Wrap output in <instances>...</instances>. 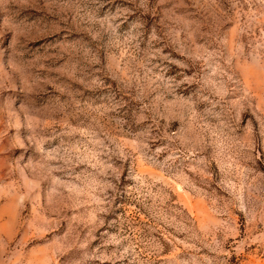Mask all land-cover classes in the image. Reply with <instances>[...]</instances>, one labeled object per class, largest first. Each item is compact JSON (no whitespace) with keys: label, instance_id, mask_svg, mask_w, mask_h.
<instances>
[{"label":"clouds","instance_id":"1","mask_svg":"<svg viewBox=\"0 0 264 264\" xmlns=\"http://www.w3.org/2000/svg\"><path fill=\"white\" fill-rule=\"evenodd\" d=\"M0 188V264H206L264 226V0H0Z\"/></svg>","mask_w":264,"mask_h":264},{"label":"rangeland","instance_id":"2","mask_svg":"<svg viewBox=\"0 0 264 264\" xmlns=\"http://www.w3.org/2000/svg\"><path fill=\"white\" fill-rule=\"evenodd\" d=\"M175 189L177 193H181L179 199L193 216L200 218V214L205 217L210 215V210L206 201H201L199 209H196V204L193 202L191 193L186 190L182 191L178 183L175 185ZM7 191L6 188H0V198L5 196ZM173 199H176V197H173ZM117 203L123 204L124 201L117 200ZM123 211V208L117 209L118 213H122ZM143 215V210H141L140 217H143ZM241 220L242 217L237 215V226L230 235H226L222 230L217 231L215 244L217 251L215 253L210 255L207 249H201L200 253L197 255L204 256L206 258V264H212L213 256L216 257L217 264H220V262H222V264H264V236L258 235V233L264 231V226L257 223L255 229H253L249 235L248 230L241 224ZM101 231H103V229H101ZM109 231L113 230L109 229ZM47 235L51 237V233ZM153 236L160 242L161 257L175 256L178 261L188 258V254L181 250V245L184 244L182 234L175 235V241H172L168 231L153 233ZM52 239L55 240L54 237ZM98 242L99 241H93L92 243L95 245ZM48 246L47 242L38 245L37 254L42 258L45 257ZM67 258L66 256H62L60 258L61 264H65ZM128 259L132 260L133 258L130 256ZM125 264H127V261ZM133 264H135L134 261ZM156 264H158V262H156Z\"/></svg>","mask_w":264,"mask_h":264}]
</instances>
